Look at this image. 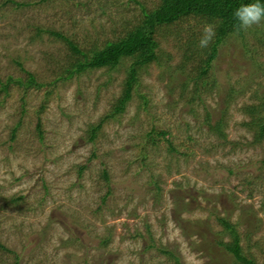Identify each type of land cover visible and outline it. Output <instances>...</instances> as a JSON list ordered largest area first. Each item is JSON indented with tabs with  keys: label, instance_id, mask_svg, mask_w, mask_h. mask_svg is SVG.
Instances as JSON below:
<instances>
[{
	"label": "rangeland",
	"instance_id": "obj_1",
	"mask_svg": "<svg viewBox=\"0 0 264 264\" xmlns=\"http://www.w3.org/2000/svg\"><path fill=\"white\" fill-rule=\"evenodd\" d=\"M161 2L0 0V264H236L218 244L231 240L218 217L264 264V139L244 110L264 114V24L228 36L198 83L214 41L199 40L216 22L159 28V61L139 69L124 112L93 142L134 59L57 80L73 54L50 31L90 55ZM29 74L44 86L20 85ZM219 120L226 139L210 129ZM153 130L169 131L175 150Z\"/></svg>",
	"mask_w": 264,
	"mask_h": 264
},
{
	"label": "trees",
	"instance_id": "obj_2",
	"mask_svg": "<svg viewBox=\"0 0 264 264\" xmlns=\"http://www.w3.org/2000/svg\"><path fill=\"white\" fill-rule=\"evenodd\" d=\"M239 2L240 0H162L155 9L149 12L142 7L144 18L137 27L117 41H107L102 48L93 50L90 55L80 50L78 45L73 43V41L63 33L54 30L50 31V35L63 40L72 50L73 54L72 59L65 65L66 71L57 80H71L74 77H79L96 69H114L121 64L124 58L132 57L134 59L128 69V77L125 82L123 95L117 100L113 110L101 118L99 123L93 125L89 129V142L95 141L107 120L124 112L127 103L133 96L132 92L134 86L138 83L139 69L142 66L159 61L157 50L160 44L156 39V32L159 28L173 25L182 18L190 16L208 18V20L216 22V36L210 46L208 58L200 63L199 74L194 78L197 81L196 83H198V81L202 80V78L209 73L212 63L219 53L220 45L228 36L235 33L232 12ZM43 31L42 28H37L38 34ZM243 33L244 32L240 34ZM187 59L191 60L190 56H187ZM28 76L25 83H20L25 89L44 86L43 83L36 82L37 80L33 74H29ZM57 80L52 83L55 84ZM7 88L8 83H5L1 86L0 93L6 92ZM231 93H234V90H232ZM244 110L247 116L252 118V121L247 125L255 127L254 141L261 142L262 139H264V114L255 105L247 106ZM210 115L209 112L205 115L209 125L212 120ZM222 123L223 121L219 120L214 125H211L210 129L226 139V135L224 134L225 128ZM37 129L40 138H43L40 120L37 124ZM169 134L170 132L167 130H153L149 133V136L153 142H155L154 137H163L170 144L169 150L174 151L175 149L168 139ZM14 137L15 136H13V138ZM104 177L108 179V174H106V172H104ZM217 220L225 227L231 239L229 242L223 240L218 244L223 246L224 249L234 257L236 264H259L254 258L248 256L244 252L238 226L231 223L226 217H218ZM175 259L176 264H182L177 257H175ZM15 264L18 263L16 262Z\"/></svg>",
	"mask_w": 264,
	"mask_h": 264
},
{
	"label": "clouds",
	"instance_id": "obj_3",
	"mask_svg": "<svg viewBox=\"0 0 264 264\" xmlns=\"http://www.w3.org/2000/svg\"><path fill=\"white\" fill-rule=\"evenodd\" d=\"M232 17L236 34L264 24V0H240L232 12ZM215 35L214 27L212 25L206 26L199 40V47L207 48Z\"/></svg>",
	"mask_w": 264,
	"mask_h": 264
}]
</instances>
